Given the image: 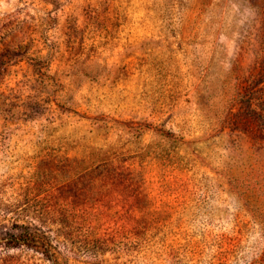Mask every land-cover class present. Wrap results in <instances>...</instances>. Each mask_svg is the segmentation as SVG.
Wrapping results in <instances>:
<instances>
[{
	"label": "rangeland",
	"instance_id": "1",
	"mask_svg": "<svg viewBox=\"0 0 264 264\" xmlns=\"http://www.w3.org/2000/svg\"><path fill=\"white\" fill-rule=\"evenodd\" d=\"M0 264H264V0H0Z\"/></svg>",
	"mask_w": 264,
	"mask_h": 264
}]
</instances>
